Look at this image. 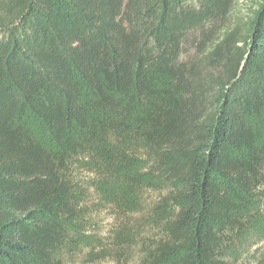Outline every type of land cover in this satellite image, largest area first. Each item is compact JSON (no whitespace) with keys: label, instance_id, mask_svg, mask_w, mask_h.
<instances>
[{"label":"trees","instance_id":"16d2710c","mask_svg":"<svg viewBox=\"0 0 264 264\" xmlns=\"http://www.w3.org/2000/svg\"><path fill=\"white\" fill-rule=\"evenodd\" d=\"M237 1L0 0V264H67L85 175L136 163L158 194L137 264H238L264 204V0Z\"/></svg>","mask_w":264,"mask_h":264},{"label":"rangeland","instance_id":"374dc122","mask_svg":"<svg viewBox=\"0 0 264 264\" xmlns=\"http://www.w3.org/2000/svg\"><path fill=\"white\" fill-rule=\"evenodd\" d=\"M257 1L238 0L231 17L247 14ZM25 125L35 139L56 150L36 120L28 119ZM84 178L92 227L80 233L78 245L71 248L72 253L66 258L67 264H137L143 246L156 235L150 208L158 196L157 183L145 175L139 163L108 181L91 174ZM261 214L254 220L251 233H246L240 246L229 253L238 264H264V204Z\"/></svg>","mask_w":264,"mask_h":264}]
</instances>
